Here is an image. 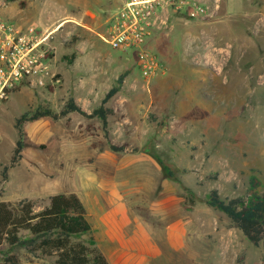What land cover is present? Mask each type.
I'll use <instances>...</instances> for the list:
<instances>
[{"label":"rangeland","instance_id":"374dc122","mask_svg":"<svg viewBox=\"0 0 264 264\" xmlns=\"http://www.w3.org/2000/svg\"><path fill=\"white\" fill-rule=\"evenodd\" d=\"M183 1L163 12L146 45L123 53L108 43L121 0H0L6 23L59 26L51 79L0 103V201L28 200L38 212L52 195H76L91 225L80 239L91 238L109 264H264V246L206 204L212 190L264 197V0ZM193 2L202 10L195 17ZM142 49L158 61L148 79ZM120 75L105 127L76 113L23 122L21 159L2 182L18 119L56 114L70 98L91 114ZM185 215L204 226L191 222L179 249L168 232ZM9 256L54 264L4 244L0 264Z\"/></svg>","mask_w":264,"mask_h":264},{"label":"trees","instance_id":"16d2710c","mask_svg":"<svg viewBox=\"0 0 264 264\" xmlns=\"http://www.w3.org/2000/svg\"><path fill=\"white\" fill-rule=\"evenodd\" d=\"M14 2L16 0H10ZM22 8L24 2L19 1ZM124 75L116 80L104 95L100 106L91 114L83 111L72 98L56 114L39 112L27 118L23 115L16 121L18 139L15 143L8 166L1 171L2 182L7 180V171L17 165L23 148L21 124L49 117L52 121L76 113L86 119L97 118L106 126L110 110L104 106L120 90ZM113 151L121 148L111 146ZM1 196V190H0ZM207 206L224 214L233 228L237 229L254 247L264 246V197L251 194L247 199H222L216 190H212L206 202ZM91 232L84 206L74 194H56L49 197L48 205L35 212L33 203L20 200L16 203L0 201V248L5 244L9 248L24 247L30 254L44 258H54V264H109L95 246L91 238L81 240ZM26 233L27 236H22ZM1 264H19L14 257H6ZM33 264V263H27Z\"/></svg>","mask_w":264,"mask_h":264},{"label":"built area","instance_id":"2783aa9c","mask_svg":"<svg viewBox=\"0 0 264 264\" xmlns=\"http://www.w3.org/2000/svg\"><path fill=\"white\" fill-rule=\"evenodd\" d=\"M188 2L183 0H121L111 21L109 45L126 53L147 44L159 25L166 9L180 10ZM189 5V15L202 12L198 6ZM46 27H16L0 20V103L22 87H43L51 79L48 62L52 60L53 35L58 31ZM143 78L155 76L158 61L145 49L137 52Z\"/></svg>","mask_w":264,"mask_h":264},{"label":"crops","instance_id":"0c3cea01","mask_svg":"<svg viewBox=\"0 0 264 264\" xmlns=\"http://www.w3.org/2000/svg\"><path fill=\"white\" fill-rule=\"evenodd\" d=\"M78 105V104H77ZM79 106V105H78ZM80 107V106H79ZM81 108V107H80ZM82 109V108H81ZM83 110V109H82ZM84 111V110H83ZM88 114V113H87ZM85 209V208H84ZM88 219V218H87ZM185 221H181L180 223H177L176 226L171 227L170 232H168L169 235V239L171 241H175L177 242L175 244L176 247H178L179 249L185 245V240L187 238L188 232L187 230H189V224L192 222L194 223L193 225L196 226H204V220H199L197 218H194L193 220H189V216L187 217V215H185L184 218ZM89 221V220H88ZM204 235V234H203ZM180 245H182L180 247ZM153 257L157 256L159 254V251L157 249L154 250V252L152 253ZM104 256V255H103ZM105 257V256H104Z\"/></svg>","mask_w":264,"mask_h":264}]
</instances>
